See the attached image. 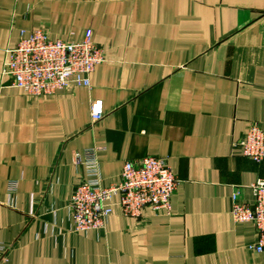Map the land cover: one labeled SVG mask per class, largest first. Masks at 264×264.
<instances>
[{"label":"crops","instance_id":"0c3cea01","mask_svg":"<svg viewBox=\"0 0 264 264\" xmlns=\"http://www.w3.org/2000/svg\"><path fill=\"white\" fill-rule=\"evenodd\" d=\"M23 29H92L105 60L89 86L29 94L3 73ZM252 123L264 130V0H0V264H264L254 223L232 214L233 192L253 202L264 179V159L234 145ZM87 148L105 186L128 160L165 158L171 212L116 205L105 228L76 231Z\"/></svg>","mask_w":264,"mask_h":264},{"label":"built area","instance_id":"2783aa9c","mask_svg":"<svg viewBox=\"0 0 264 264\" xmlns=\"http://www.w3.org/2000/svg\"><path fill=\"white\" fill-rule=\"evenodd\" d=\"M105 60V51L94 40L92 29H87L81 40L52 38L43 29L21 30L15 47L7 50L3 73L14 78V85L32 95L53 94L71 85L89 86L90 75ZM95 120L103 117L101 100L92 104ZM234 145L242 154L260 162L264 159V130L255 123ZM96 149L87 148L75 155L82 164L85 177L76 186L70 201L76 231L103 229L108 218L119 205L122 213L139 217L144 208L170 213L178 179L163 157L148 156L139 162L124 163L121 180L109 186L102 184ZM254 201L241 199L239 189L232 194V214L236 221L253 222L257 241L251 245L264 251V179L252 183ZM9 245L0 243V259L5 258Z\"/></svg>","mask_w":264,"mask_h":264}]
</instances>
